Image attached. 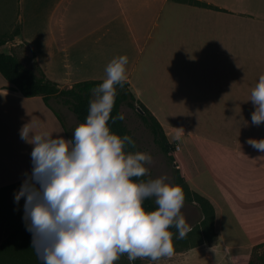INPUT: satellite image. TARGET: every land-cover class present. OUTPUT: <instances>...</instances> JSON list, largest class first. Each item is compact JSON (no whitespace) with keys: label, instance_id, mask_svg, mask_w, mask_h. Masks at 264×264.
<instances>
[{"label":"crops","instance_id":"obj_1","mask_svg":"<svg viewBox=\"0 0 264 264\" xmlns=\"http://www.w3.org/2000/svg\"><path fill=\"white\" fill-rule=\"evenodd\" d=\"M195 1L212 8L176 0H18L22 18L30 20L24 24L25 41L19 40L29 50L34 45L37 51V44L41 45L37 57L40 62L46 60L41 66L64 88L104 80L107 64L126 55V82L135 101L156 118L167 140L178 141L175 137L183 131L170 124L167 116L174 113L165 117L162 105L180 104L179 100L196 104L197 100L247 99L248 86L258 83L264 73V0ZM51 67L58 69H47ZM239 69L245 77L240 92ZM10 88L0 75V189L22 183L23 173L31 171L28 150L22 151L28 143L20 138L31 98ZM40 124L38 130L45 128ZM52 129L56 130L54 124ZM204 140L210 147L222 145L214 137ZM209 202L215 211V241L152 263L175 264L188 255L203 254L234 264L239 257L231 255L232 245L221 240L217 206ZM263 239L249 243V248Z\"/></svg>","mask_w":264,"mask_h":264},{"label":"clouds","instance_id":"obj_2","mask_svg":"<svg viewBox=\"0 0 264 264\" xmlns=\"http://www.w3.org/2000/svg\"><path fill=\"white\" fill-rule=\"evenodd\" d=\"M127 64L126 55L107 64L106 78L92 90L86 119L71 138L36 132L30 122L20 130V138L33 148L31 171L23 173L14 201L24 198L23 220L41 264H116L125 255L129 264L156 262L173 255L171 228L176 239L191 231L181 214L183 189L163 176L143 179L153 156L126 151L135 147L133 138L109 126L126 118L112 111L117 85L123 87L128 79ZM250 101L255 108L251 122L259 126L264 122V75ZM247 143L264 152V139ZM150 199L156 205L151 211L144 207Z\"/></svg>","mask_w":264,"mask_h":264},{"label":"rangeland","instance_id":"obj_3","mask_svg":"<svg viewBox=\"0 0 264 264\" xmlns=\"http://www.w3.org/2000/svg\"><path fill=\"white\" fill-rule=\"evenodd\" d=\"M25 22L29 24L30 20L22 18L18 0H0V35L10 36L16 30H20L19 36L13 37V40L4 45L1 51L7 54L14 53L26 69L34 71L36 66L47 78L59 84L60 87L63 86V82L51 78L46 73V68L41 66L40 63H46V60L42 59L40 62L37 57L42 48L41 45L37 44L39 52L36 51L34 45L30 46V50L28 49L24 42L25 36L22 34ZM30 37L38 39L39 36L31 35ZM55 60L58 63L61 62L56 57ZM47 69L55 71L58 68ZM261 69L264 72V68ZM240 71L239 69L238 92L242 91L245 86L240 83L245 79ZM256 84L255 82L250 88L248 86V90H252ZM179 101L180 104L174 101L173 104L166 107L161 106L165 117L170 112L174 113L168 115L167 118L170 120V124L172 123L173 126L183 131L179 132L180 139L178 141L168 140L174 164L191 190L201 194L217 206L219 214L217 230L223 243L232 245L229 253L239 258L249 256L252 249L249 248V243L264 238V208L261 206L264 205V152L256 150L247 141L249 139H264V122L259 126L252 124L251 115L255 108L250 98L197 100L196 104L192 100ZM27 104L29 105L28 123L30 122L34 126L36 132L47 131L52 134L60 133L64 136L55 113L61 117L65 128L71 135L76 126L80 124L73 114L61 106L55 98L48 101L50 108L43 103L41 97L31 98ZM209 108H213L214 114ZM121 112L126 117L124 123L135 138L138 151L150 153L153 156V163L149 166L150 174L147 177L155 179L163 176L166 177L167 183L175 185L173 167L168 164L166 157L154 143L152 134L138 117V111L123 105ZM40 122L45 124V128L38 130L40 126L36 127V125ZM53 124L56 130L52 129ZM202 137L203 139H200ZM208 137L220 140L222 145L219 147L208 146L204 140ZM175 145L180 146V151H174ZM32 148L33 145L28 143L23 146L22 151L28 150L30 155ZM5 201L9 213L16 216L21 214L16 210L14 195L6 196ZM22 201L24 198H21L19 203L21 204ZM256 203L261 205L253 207ZM181 214L190 229L193 230L192 233H196L195 229L202 219L200 209L195 204L185 201ZM199 232H201L200 237L193 241L201 240L210 245L216 239L215 230V237L212 240V235L207 231L200 228ZM260 243H264V239L255 242V245ZM261 251L264 252V245ZM177 252H184V250L180 251L177 248ZM138 261L139 264H154L149 259H138ZM116 264H129L127 256H122ZM175 264L229 263L216 256L204 257L203 254H195L188 255Z\"/></svg>","mask_w":264,"mask_h":264},{"label":"trees","instance_id":"obj_4","mask_svg":"<svg viewBox=\"0 0 264 264\" xmlns=\"http://www.w3.org/2000/svg\"><path fill=\"white\" fill-rule=\"evenodd\" d=\"M176 1L203 8H212L207 4L195 0ZM19 34L20 30H16L14 34L10 36L5 34L0 35V75L11 84L10 90L21 94L25 98L41 97L43 103L47 107H49L48 101L51 98H55L61 106L67 108L73 114L77 122L83 123L88 114L89 101L93 98L92 90L98 84L102 83L103 80L81 81L72 84L69 88H61L59 84L47 78L42 71H39L35 64L34 71L26 69L14 53L7 54L1 51L4 45L11 42L13 37L19 36ZM123 105L131 109L139 110L137 113L138 117L145 128L152 134L154 143L164 154L168 164L173 167L175 185L183 189L185 201L195 204L202 213V219L197 225L198 230L195 229L196 233H192L193 230L191 229L184 239H176L178 235L176 229H170V231L173 232L174 252H177V248L180 251H185L186 249L205 244V241H193L200 237L202 232H199L200 228L212 235V240L215 237V211L212 204L208 199L191 190L180 176L174 164V158L170 155L171 145L161 125L144 105L135 101L127 82L124 83L123 87L117 85V96L112 115L115 116L117 113H121V107ZM55 115L62 126L66 138H71L72 135L65 128L61 117L56 113ZM109 126L112 132L120 136L129 135L133 138L135 147L128 146L126 151H138L136 140L125 125L124 120H117L115 123L109 121ZM143 179L149 178L146 176ZM21 184L22 183L0 189V264H41V261L37 259L34 250L31 248V233L26 230L23 220L24 201H22L21 204L14 203L16 210L21 212L18 216L9 213V209L5 206L6 196L14 195L19 190L16 188H20ZM144 207L146 210L151 211L155 209L156 205L153 200L150 199L144 202ZM263 245L264 243L254 245L249 256L245 258H236L234 264H264V252L261 251ZM132 264H139L138 259L133 261Z\"/></svg>","mask_w":264,"mask_h":264},{"label":"built area","instance_id":"obj_5","mask_svg":"<svg viewBox=\"0 0 264 264\" xmlns=\"http://www.w3.org/2000/svg\"><path fill=\"white\" fill-rule=\"evenodd\" d=\"M179 150H180V147H179L178 145H175V146H174V151H175V152H178Z\"/></svg>","mask_w":264,"mask_h":264},{"label":"water","instance_id":"obj_6","mask_svg":"<svg viewBox=\"0 0 264 264\" xmlns=\"http://www.w3.org/2000/svg\"><path fill=\"white\" fill-rule=\"evenodd\" d=\"M136 111H138L139 112V110L137 109Z\"/></svg>","mask_w":264,"mask_h":264}]
</instances>
